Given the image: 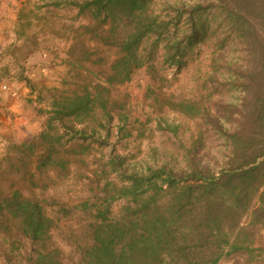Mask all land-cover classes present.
<instances>
[{"label": "trees", "instance_id": "trees-1", "mask_svg": "<svg viewBox=\"0 0 264 264\" xmlns=\"http://www.w3.org/2000/svg\"><path fill=\"white\" fill-rule=\"evenodd\" d=\"M40 7L66 13V73L37 106L44 90L23 64L40 41L24 4L11 53L41 122L0 157V264H264V0ZM190 67L195 87L173 90ZM142 68L163 146L139 161L120 148L133 128L113 93Z\"/></svg>", "mask_w": 264, "mask_h": 264}, {"label": "rangeland", "instance_id": "rangeland-1", "mask_svg": "<svg viewBox=\"0 0 264 264\" xmlns=\"http://www.w3.org/2000/svg\"><path fill=\"white\" fill-rule=\"evenodd\" d=\"M44 1L45 0H28L25 10L26 13L33 10V14L27 17L32 25L31 29H28L27 32L31 35L37 33V39L40 41V48L36 52H42L40 54L42 60L38 65L34 66L33 74L31 75L33 79L32 83L38 90H44L42 104L37 105L39 107L47 106L50 96L49 90L57 88L61 78L65 75L66 66L63 64V61L67 58L66 53L70 45V40L67 39L66 36H62L63 32L61 27L63 26V22L66 21V13L63 11L47 12L46 9L40 7L43 5ZM37 19L41 20L42 24H40V26H38ZM40 29L42 32H40ZM50 30H54L55 32L58 31L59 35L49 37L48 32H50ZM44 34L46 36H44ZM19 45H22V41L17 40L16 46ZM206 51L201 54L199 60L205 57ZM190 69L191 67L188 72L181 73L179 81L173 83V90L179 92L180 87H184L185 90L190 91L195 87L197 76L192 73L193 68ZM152 84L153 81H151L146 69L142 68L134 73L132 79L128 83L119 86L113 93V95L116 94L121 98H125L127 109H129L128 126L133 128L132 137L122 140L123 144H125L126 141L128 142L125 146L123 145L125 149L122 147L120 148L123 150V153H127L129 157L134 155L137 156L139 161L150 155L151 148L157 151L163 146V138L161 137V132L158 131L155 126V114L152 112L151 108L153 98L148 94V86ZM231 94L228 96L229 100H233L234 98ZM169 117L175 124L182 125L184 129L193 128V123L191 121L183 120L175 113H170ZM37 121V124L40 126V118H37ZM142 126L144 129H142ZM188 132L187 130L186 138L189 135ZM112 140L114 141L115 138ZM215 143L216 146L211 149L213 156L221 160V141L216 140ZM163 144L167 145V147L169 145V143ZM5 147L6 145L0 148V157L3 156ZM119 205L120 203L116 202L114 207L117 209ZM237 261L238 260L234 259V257H229L222 260L219 264H237ZM238 264H242V262Z\"/></svg>", "mask_w": 264, "mask_h": 264}, {"label": "crops", "instance_id": "crops-1", "mask_svg": "<svg viewBox=\"0 0 264 264\" xmlns=\"http://www.w3.org/2000/svg\"><path fill=\"white\" fill-rule=\"evenodd\" d=\"M27 1L0 0V148L10 140L20 142L35 135L40 128L33 104L26 101L28 87L18 80L11 53L18 40L15 29L19 11ZM41 53L33 52L23 64V75L31 83L33 68L42 60Z\"/></svg>", "mask_w": 264, "mask_h": 264}]
</instances>
